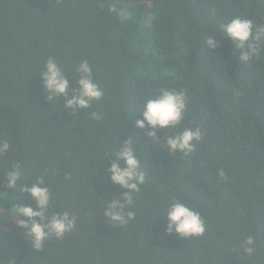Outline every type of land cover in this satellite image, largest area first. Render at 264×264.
I'll list each match as a JSON object with an SVG mask.
<instances>
[{"label":"trees","instance_id":"16d2710c","mask_svg":"<svg viewBox=\"0 0 264 264\" xmlns=\"http://www.w3.org/2000/svg\"><path fill=\"white\" fill-rule=\"evenodd\" d=\"M113 4L125 9L123 20ZM236 16L264 25V0H0V138L10 143L0 193L10 192L4 173L20 162L21 184L42 176L50 188L48 215L76 217L63 239L46 238L37 250L15 223L13 202L0 200V264H264V52L239 59L219 32ZM211 35L219 42L212 50ZM50 56L72 87L87 59L103 96L88 109L49 99L39 72ZM161 88L183 89L188 101L176 127L155 130L157 141L135 122ZM194 127L202 139L189 156L164 145ZM129 136L145 183L134 194L135 218L119 225L103 208L125 190L105 173L108 154ZM16 193L27 196L19 184ZM173 200L201 212L202 236L165 231ZM249 235L254 257L240 248Z\"/></svg>","mask_w":264,"mask_h":264},{"label":"clouds","instance_id":"9594fccd","mask_svg":"<svg viewBox=\"0 0 264 264\" xmlns=\"http://www.w3.org/2000/svg\"><path fill=\"white\" fill-rule=\"evenodd\" d=\"M109 11L121 20L126 16L125 9L118 8L116 4L111 5ZM219 32L232 41L236 50H240L239 59L246 64L264 52V25H254L251 19L233 17L220 26ZM213 36H209L206 41L211 50L219 43L213 39ZM75 71L78 75L77 78L72 79L74 85L72 87L63 67L55 57L50 56L39 72V81L49 94V99H62L65 107L70 109H88L94 100H99L103 96V89L95 81L92 67L87 59L81 60ZM70 92L72 95L69 99L67 97ZM187 101L188 97L183 89L161 88L159 94H150L143 102L142 108L137 111L143 119L136 120V127L142 129L147 126L151 129L148 134L159 141L161 137L156 138L155 130L176 127L184 117ZM91 116L94 119L101 118L95 112L91 113ZM201 139L202 132L199 127L184 128L176 134L165 136L164 145L168 146L173 153L178 151L180 155L187 157L194 151L195 142ZM132 145L133 139L129 136L127 141L120 143L117 150L108 154L112 156V161L105 173L106 179L107 181L110 179L112 184L119 185L125 191L119 199L105 201L103 213L110 218V222L119 225L126 224L135 218L136 214L131 208L134 194L138 193L141 185L145 183L140 159ZM9 148V141L0 138V156H4ZM217 175L224 180L228 178L222 168L217 171ZM23 177L24 171L20 162L8 168L4 178L10 192L0 193V200L7 199L13 202L9 211L17 218L15 223L26 229L25 235L30 238L33 246L40 250L46 238L55 236L57 239H63L66 233L72 231L76 217L68 211L48 215L53 195L44 177L39 176L32 183L21 184ZM18 184L19 193H27V196H19L16 193ZM18 200H30L32 204H16ZM163 216L167 220L165 228L167 233L174 231L184 237H198L207 231L206 220L201 212L180 200L170 202ZM240 248L248 257H254L258 253L256 241L252 235L241 242Z\"/></svg>","mask_w":264,"mask_h":264}]
</instances>
